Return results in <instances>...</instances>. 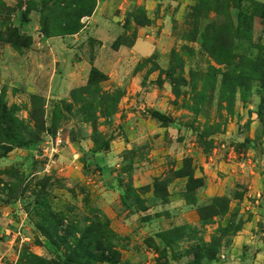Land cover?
Instances as JSON below:
<instances>
[{"label": "rangeland", "instance_id": "rangeland-1", "mask_svg": "<svg viewBox=\"0 0 264 264\" xmlns=\"http://www.w3.org/2000/svg\"><path fill=\"white\" fill-rule=\"evenodd\" d=\"M63 1L0 0V264L87 230L117 264H264V0Z\"/></svg>", "mask_w": 264, "mask_h": 264}, {"label": "trees", "instance_id": "trees-1", "mask_svg": "<svg viewBox=\"0 0 264 264\" xmlns=\"http://www.w3.org/2000/svg\"><path fill=\"white\" fill-rule=\"evenodd\" d=\"M63 3L64 1L61 0V4ZM75 12H73L74 15L70 16L71 18L72 16H75L76 14ZM89 13L90 11H84L83 15L85 16L88 15ZM81 17L82 16H78V15L75 16L74 17L75 21L78 23ZM65 19L67 22L68 20L67 13ZM75 32H77V29H75L73 33ZM96 74L98 73L96 71H93L90 76V80L93 79V77H95ZM27 144H32V142H28ZM39 230L52 245H55L57 247L58 243L56 239L58 237L56 236L51 237L47 235V233L41 228H39ZM93 236L95 237V234L91 230L85 231L79 238L72 236L74 241V244L72 245L75 248V251H73L72 254L66 258L64 264H78L76 261L77 258H79V260L84 258V264H88V263L117 264L119 262L118 254L111 247L102 246L99 242H97L99 239H97L96 237L95 239H93L94 238ZM85 241H87L88 244H85ZM92 243L94 244V246H90V244Z\"/></svg>", "mask_w": 264, "mask_h": 264}, {"label": "built area", "instance_id": "built-area-1", "mask_svg": "<svg viewBox=\"0 0 264 264\" xmlns=\"http://www.w3.org/2000/svg\"><path fill=\"white\" fill-rule=\"evenodd\" d=\"M55 143H56L57 146H59L62 143V141L60 140V138L56 137Z\"/></svg>", "mask_w": 264, "mask_h": 264}, {"label": "crops", "instance_id": "crops-1", "mask_svg": "<svg viewBox=\"0 0 264 264\" xmlns=\"http://www.w3.org/2000/svg\"><path fill=\"white\" fill-rule=\"evenodd\" d=\"M257 256H258V258H260V260H261V259H263V257H264V253H260V254H258ZM256 264H258V263L256 262Z\"/></svg>", "mask_w": 264, "mask_h": 264}]
</instances>
